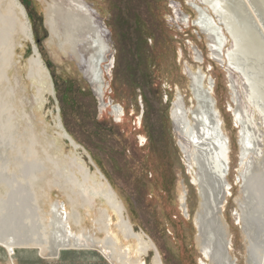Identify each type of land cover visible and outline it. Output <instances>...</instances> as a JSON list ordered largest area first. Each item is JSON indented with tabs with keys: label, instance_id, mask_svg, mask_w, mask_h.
<instances>
[{
	"label": "rangeland",
	"instance_id": "obj_1",
	"mask_svg": "<svg viewBox=\"0 0 264 264\" xmlns=\"http://www.w3.org/2000/svg\"><path fill=\"white\" fill-rule=\"evenodd\" d=\"M53 1L61 2L19 0L26 10L35 44L55 89V96L45 92L44 107L39 110L35 100L38 84L28 77L33 47L29 41L18 40L10 74L16 80H13L12 93L24 102L20 103L21 109L24 108L39 127L42 124L35 117L37 114L53 128L59 106L70 135L80 146L74 152L70 143H64L65 155L70 157L69 165L76 177L82 175L77 165L72 166V159L77 156L80 162L76 164L83 165L91 178L95 174L107 177L119 194L118 205L126 208L124 218L128 217L135 232L150 244L143 254L145 264H154L157 249L164 264H201L204 258L197 245L198 232L194 223L200 201L198 187L192 182L195 167H189L179 145L182 139L175 129L171 111L179 94L186 107L193 105L190 74L202 70L206 87L211 89L216 101L222 132L230 140L229 186L222 210L230 229V253L237 264H247L244 225L238 205L244 172L239 143L241 125L236 123L234 114L237 106L244 104L247 86L226 60L221 63L214 58L207 33L193 23L198 17L195 7L204 10L216 22L217 18L200 0H86L109 42L107 58L102 63L104 90L100 96L74 57L66 56L57 45L48 43L52 33L45 16L48 4ZM230 1L234 10L242 4L244 12L248 11L249 2L253 7L252 15L257 17L255 0ZM256 1L264 11V0ZM2 4L3 9L8 8L9 0H2ZM259 26L258 34L264 37V22ZM21 28L18 27V32ZM222 35L225 37V30ZM228 47L231 48V42L227 39L224 51ZM5 59L2 55L0 62ZM1 71L0 100H5L8 99V85L2 80ZM102 104H108L106 109H101ZM112 106L123 109L120 118L112 115ZM256 119L259 121L258 117ZM14 132L5 124L0 125V172L10 156V169L17 173L23 160H27L15 159L26 133L23 137H14L19 144L13 141L11 134ZM51 170L57 171L52 167ZM2 179L0 175V195L7 190L5 183L8 184ZM75 191L77 195L64 185V190H55L53 196L69 205L68 194H73V198L80 199L77 205L82 210V198L77 188ZM114 221L113 227L119 220L114 217ZM91 224L87 222V226L93 228ZM115 229L119 231L118 227ZM121 238L126 241L123 235ZM0 264H8L2 249ZM15 264L110 263L97 250L64 251L57 259H46L36 250L21 249L16 252Z\"/></svg>",
	"mask_w": 264,
	"mask_h": 264
},
{
	"label": "bare ground",
	"instance_id": "obj_2",
	"mask_svg": "<svg viewBox=\"0 0 264 264\" xmlns=\"http://www.w3.org/2000/svg\"><path fill=\"white\" fill-rule=\"evenodd\" d=\"M60 1H53L46 8L45 17L52 33L48 43L57 45L66 56L74 57L92 86L103 90L102 63L109 49L106 32L86 0ZM200 1L211 10L217 22L195 7L198 17L193 23L207 33L214 58L221 63L226 60L247 86L244 104L238 105L234 112L236 123L241 125L239 143L244 170L238 205L244 225L247 264H264V37L258 34L259 25L264 22V11L256 0V18L249 2L248 11L244 12L239 1L236 10L230 0ZM2 5L0 0V57L5 55L7 59L0 62V69L2 80L8 85V99L0 100V125L15 130L11 134L14 142L19 143L14 137H23L24 132L27 136L20 139L22 145L15 156L16 160L27 159L21 163L19 173L10 169L11 156L0 172L3 182H8L5 183L7 190L0 195V249L5 251L8 264H15L16 252L21 249L36 250L46 259H57L64 251L97 250L110 264H145L143 254L150 244L135 232L130 219L124 218L126 208L118 205V194L104 175L95 174L91 178L83 165L76 164L80 162L77 156L72 159V166L77 165L82 175L76 177L69 165L64 143H70L74 152L80 146L68 132L59 106L54 127L50 129L42 115L37 114L35 117L42 124L39 127L24 108L21 109L20 103L24 102L12 93L15 79L11 75V61L16 59L18 40L29 41L33 47L28 77L38 84L35 100L39 110L44 107L45 92L55 96V89L35 44L24 6L19 0H9L6 9ZM227 39L231 48L224 51ZM205 77L202 70L190 74L193 105L186 107L179 94L173 104L172 117L189 167H195L192 182L197 185L200 198L194 218L199 250L206 264H237L230 253V229L222 211L229 186L230 140L222 132L223 123ZM64 185L74 195L78 189L82 210L77 205L80 199L73 198V194H68L69 205L54 198L53 192L64 190ZM114 217L119 220L115 224L118 232L113 227ZM88 221L93 228L87 226ZM122 235L129 244L121 240ZM157 252L154 264H164L158 249Z\"/></svg>",
	"mask_w": 264,
	"mask_h": 264
},
{
	"label": "flooded vegetation",
	"instance_id": "obj_3",
	"mask_svg": "<svg viewBox=\"0 0 264 264\" xmlns=\"http://www.w3.org/2000/svg\"><path fill=\"white\" fill-rule=\"evenodd\" d=\"M97 86V85H96ZM94 87V89H95V92H96V94L97 95H100V96H102L103 95V93H102V91L104 90V88H103V90L102 89H100L98 86L97 87ZM104 87V86H103ZM108 106V104H102V107H101V109L103 110V109H106V107ZM111 110H112V115L114 116V117H116V118H120L122 115H123V109L122 108H120V107H118V106H112L111 107ZM171 116H172V111H171ZM172 119H173V117H172ZM173 122H174V120H173ZM66 125V124H65ZM174 126H175V124H174ZM66 128H67V126H66ZM175 129H176V127H175ZM68 130V129H67ZM69 132V131H68ZM179 133V132H178ZM141 140H142V138H141ZM180 145V144H179ZM186 158V157H185ZM104 175V174H103ZM104 177L107 179V177L104 175ZM107 181L110 183V181L107 179ZM110 185H111V187L113 188V189H115L113 186H112V184L110 183ZM117 192V191H116ZM119 195V194H118ZM203 256V255H202ZM204 258V257H203ZM205 259V258H204ZM201 264H206V261L205 260H201Z\"/></svg>",
	"mask_w": 264,
	"mask_h": 264
},
{
	"label": "water",
	"instance_id": "obj_4",
	"mask_svg": "<svg viewBox=\"0 0 264 264\" xmlns=\"http://www.w3.org/2000/svg\"><path fill=\"white\" fill-rule=\"evenodd\" d=\"M193 7V6H192Z\"/></svg>",
	"mask_w": 264,
	"mask_h": 264
}]
</instances>
